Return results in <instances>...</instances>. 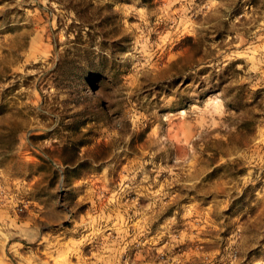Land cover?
<instances>
[{
	"label": "rangeland",
	"instance_id": "obj_1",
	"mask_svg": "<svg viewBox=\"0 0 264 264\" xmlns=\"http://www.w3.org/2000/svg\"><path fill=\"white\" fill-rule=\"evenodd\" d=\"M84 1L0 0V264H264V0Z\"/></svg>",
	"mask_w": 264,
	"mask_h": 264
},
{
	"label": "trees",
	"instance_id": "obj_2",
	"mask_svg": "<svg viewBox=\"0 0 264 264\" xmlns=\"http://www.w3.org/2000/svg\"><path fill=\"white\" fill-rule=\"evenodd\" d=\"M76 2L78 3V4H81V3H83V2H85L84 0H76ZM86 6L88 7V3H86ZM75 39H77V40H79V38L78 37H75ZM70 43H73V44H80V43H77V42H70ZM83 44H85V43H83ZM65 53V56H63V59L62 60H59L58 62H57V64H56V66H55V71H57L58 69H60V66L62 65V63H64V59L66 58V55H67V51H65L64 52ZM85 67V66H84ZM86 68H88V69H91V66L90 65H86ZM92 70V69H91ZM97 74L98 73H96V76H97Z\"/></svg>",
	"mask_w": 264,
	"mask_h": 264
}]
</instances>
